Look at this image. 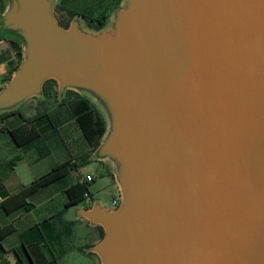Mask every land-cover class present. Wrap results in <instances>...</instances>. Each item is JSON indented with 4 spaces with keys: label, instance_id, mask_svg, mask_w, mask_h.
I'll return each instance as SVG.
<instances>
[{
    "label": "water",
    "instance_id": "obj_1",
    "mask_svg": "<svg viewBox=\"0 0 264 264\" xmlns=\"http://www.w3.org/2000/svg\"><path fill=\"white\" fill-rule=\"evenodd\" d=\"M23 59L0 115L54 80L99 109L121 202L76 209L101 264H264V0H124L111 30L63 27L55 0H4ZM75 207V206H72Z\"/></svg>",
    "mask_w": 264,
    "mask_h": 264
},
{
    "label": "crops",
    "instance_id": "obj_2",
    "mask_svg": "<svg viewBox=\"0 0 264 264\" xmlns=\"http://www.w3.org/2000/svg\"><path fill=\"white\" fill-rule=\"evenodd\" d=\"M22 59V45L17 39L0 38V84H5L11 78L14 70L20 66ZM64 98V101L61 102L62 106L42 108L41 110L38 108L33 117H28L27 114L24 115L17 110L24 118L20 115H13L0 124V131L6 133L8 130L26 131L32 126L27 120L45 110H48L47 114L51 115L53 120L54 116L58 121L67 118L58 127L57 135L42 146L43 151L40 153L48 152L45 156H37L36 149L24 150L20 148L12 139L14 143L12 152L0 156V204L29 187L35 180L49 173L57 165L67 161L79 165L82 159L87 157L88 160V164L79 166L56 182L29 195L25 199V202L30 205L29 210L20 208L8 214L0 208V226L2 228L13 226L15 229L2 241L5 253L3 258L0 255V264H4L3 259L7 264H16L18 257L24 264H59L62 259L82 252L94 256L93 264H101L99 256L88 249L101 242L104 229L101 226H91L88 220L78 217L76 209L79 207L91 208L96 201H99L103 205H108L109 211H113L118 208L121 202L120 189L111 165L107 161L91 159L95 149L89 144L77 122L79 114L91 109L88 104L81 106V109L78 105L76 106L79 102L89 101L98 111L99 109L88 97L78 92L77 94L68 92ZM29 100L24 104H28ZM2 127H5V130H2ZM42 127L45 128L46 134H50L52 131L48 123ZM37 128L39 129V127ZM55 154L61 159L51 166V170L46 172L35 170L39 163ZM97 168L100 169L105 185L112 190L109 201L94 197V192L98 190H94L91 185H94V188L97 187L98 175L94 172V169ZM88 175L94 177V181L89 186L90 198L75 207L66 208L69 201L67 191L77 184L85 183ZM115 201L118 202L117 205L114 204ZM77 227L88 230L91 239L89 246L77 245L73 241Z\"/></svg>",
    "mask_w": 264,
    "mask_h": 264
},
{
    "label": "trees",
    "instance_id": "obj_3",
    "mask_svg": "<svg viewBox=\"0 0 264 264\" xmlns=\"http://www.w3.org/2000/svg\"><path fill=\"white\" fill-rule=\"evenodd\" d=\"M4 2H5L4 0H0L1 11H4L5 9ZM87 20L88 22L90 21L89 24L91 23V21L93 23L95 22V20H98V22H100V25H96L94 27L96 28V30H100L105 27L106 25L105 21L107 19H87ZM17 47L21 51L18 45ZM50 81H52L56 85V81L54 80H50ZM50 81H47L44 85L45 96H51L54 92L52 85L49 84ZM87 104L91 106V109L79 114L77 116V122L79 123L83 131V134L85 138L87 139V141L89 142V144L93 146L94 149H96L99 146L101 139L106 132V122L103 116L101 115V113L93 105H91L89 101L79 102L78 104H76V106L78 105L81 108V106L83 107L84 105L86 106ZM62 105L63 104L59 106H62ZM47 112L48 110L39 112L34 118L28 119L27 120L28 123L31 124L32 126L30 129H27L26 131L8 130V134L12 137V139L17 144V146H19L20 148H23L24 150H31V149L42 150V146L46 145V142L50 138L57 135L58 127L62 123H64L67 120V118H63V119H60V121H58L54 116V120H53L51 115L47 114ZM13 115H20L21 117L23 116L18 111L2 114L0 116V124L4 120H6L7 118ZM22 118H24V116ZM47 123L49 124L52 130L50 134H46L45 128L42 127L43 125H46ZM37 127H39V129ZM2 130H5V127H2ZM41 153H40V156H43V155L45 156L48 154V152H45L43 154ZM86 164H88L87 157L82 159L79 165L78 163H72L69 161L64 162L60 165H57L49 173L35 180L29 187H26L20 193L9 197L5 202L0 204V208L4 209L8 214L13 213L16 210H19L20 208H25V210H29L30 205L25 202V199H27L29 195L33 194L34 192L38 191L39 189L45 186H48L56 182L57 180H59L60 178L68 174L70 171L78 168L79 166H83ZM90 185L91 183L85 182L83 184H77L71 187L67 191L69 201L66 204V208H71L72 206H76L80 203L85 202V200L87 199L85 195L90 194V191H89ZM14 231L15 229L13 226H8L4 228L0 226V255L2 258H3V254L5 253V249L2 245V241L7 236L12 234ZM3 263L7 264L5 259H3ZM16 264H24V263L22 259L18 257Z\"/></svg>",
    "mask_w": 264,
    "mask_h": 264
},
{
    "label": "rangeland",
    "instance_id": "obj_4",
    "mask_svg": "<svg viewBox=\"0 0 264 264\" xmlns=\"http://www.w3.org/2000/svg\"><path fill=\"white\" fill-rule=\"evenodd\" d=\"M55 0V6H58L59 2ZM1 5V4H0ZM55 6H54V14L55 16L58 18L59 22L60 20L67 24L68 27L71 26V24L78 19L80 21V24L83 28L84 31L89 32V33H97L98 30H96V28L94 26H90L88 21L82 17H75L72 19H69L68 17H65L63 15H61V13L58 11V8H56L55 11ZM125 6V1L121 0L119 7H117V9L113 12L112 16L108 19L107 24L105 25V29L106 30H111L114 27L115 24V14L122 9ZM64 27V26H63ZM67 27V28H68ZM49 84L52 85L53 87V94L51 96H45V98H31L28 102V104H24L22 105L18 110L20 112H22L24 115L27 114L28 117H33L35 115V112L38 108H40V110L42 108H55L58 107L59 105H61L62 101L59 98V88H58V84L56 83V85L50 81ZM69 93L72 94H77V92L69 90ZM27 105V106H26ZM58 143H60L59 140H57ZM12 149H14V143L12 141V138L10 137V135L8 133H6L5 131H0V156H5L10 154L12 151ZM43 150V148H42ZM42 150H36L35 153L37 156L40 155V152H42ZM61 159V157L57 156L56 154L53 155L51 158L41 162L38 164V166L34 167V169L38 172H46L51 170V166L56 163L59 162V160ZM89 169H93V168H89ZM94 172L98 175L97 177V187L94 188V185H91V187L94 190H98L94 192V197L95 198H103L106 200H111V188L107 187L105 185V180L104 178L101 176V172L100 169H94ZM73 241L77 244V245H84V246H89L91 244V239L90 236L88 235V230H86L85 228L82 227H77L76 231H75V235L73 237ZM94 256L93 255H89L87 253H78L75 254L69 258H64L61 261H59V264H93L94 261Z\"/></svg>",
    "mask_w": 264,
    "mask_h": 264
},
{
    "label": "flooded vegetation",
    "instance_id": "obj_5",
    "mask_svg": "<svg viewBox=\"0 0 264 264\" xmlns=\"http://www.w3.org/2000/svg\"><path fill=\"white\" fill-rule=\"evenodd\" d=\"M59 2L58 11L61 15L69 19L75 17H82L84 19H108L112 16L113 12L119 7L121 0H56ZM57 2V3H58ZM88 21V20H87ZM90 22V21H89ZM88 22V23H89ZM60 24L68 27L67 24L60 20ZM90 26L100 25L98 20L89 24Z\"/></svg>",
    "mask_w": 264,
    "mask_h": 264
},
{
    "label": "built area",
    "instance_id": "obj_6",
    "mask_svg": "<svg viewBox=\"0 0 264 264\" xmlns=\"http://www.w3.org/2000/svg\"><path fill=\"white\" fill-rule=\"evenodd\" d=\"M3 86H4V84H0V91H1V89L3 88ZM93 181H94V177H93L92 175H88V176L86 177V182H88V183H92ZM85 196H86V198H90L91 195H90V194H86ZM114 204L117 205L118 202L115 201Z\"/></svg>",
    "mask_w": 264,
    "mask_h": 264
}]
</instances>
